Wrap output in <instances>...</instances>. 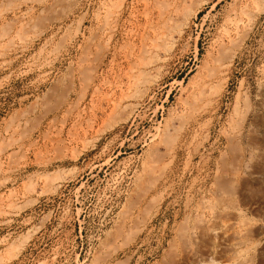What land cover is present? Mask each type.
Masks as SVG:
<instances>
[{
	"label": "rangeland",
	"instance_id": "obj_1",
	"mask_svg": "<svg viewBox=\"0 0 264 264\" xmlns=\"http://www.w3.org/2000/svg\"><path fill=\"white\" fill-rule=\"evenodd\" d=\"M203 261L264 264V0H0V264Z\"/></svg>",
	"mask_w": 264,
	"mask_h": 264
},
{
	"label": "bare ground",
	"instance_id": "obj_2",
	"mask_svg": "<svg viewBox=\"0 0 264 264\" xmlns=\"http://www.w3.org/2000/svg\"><path fill=\"white\" fill-rule=\"evenodd\" d=\"M204 225H205V224H204ZM233 226H234V225H233ZM233 226L231 225L232 229H233ZM219 227H220V226H219ZM231 227H230V228H231ZM193 229H194V228H193ZM226 230H227V229H226ZM227 231H228V230H227ZM231 234H232V233H231ZM249 234H250V233H249ZM215 235H216V234H215ZM180 237H181V236H180ZM184 237H185V236H184ZM191 239H192V238H191ZM190 250H191V249H190ZM186 252H187V251H186ZM193 253H194V252H193ZM191 254H192V253H191ZM188 256H189V255H188ZM190 256H191V255H190ZM206 257H207V256H206ZM192 258H193V257H192ZM198 258H199V257H198ZM191 260H192L193 263H195V261H196L197 259H196V258H193V259H191ZM209 260H210V259H209ZM200 261H201V260H200ZM227 262H228V260H227ZM242 262H243V261H242ZM196 263H201V262L196 261ZM202 263H203V264H215L216 262H215V263H212V261H205V262L203 261Z\"/></svg>",
	"mask_w": 264,
	"mask_h": 264
}]
</instances>
